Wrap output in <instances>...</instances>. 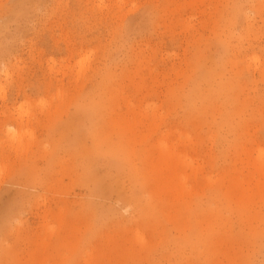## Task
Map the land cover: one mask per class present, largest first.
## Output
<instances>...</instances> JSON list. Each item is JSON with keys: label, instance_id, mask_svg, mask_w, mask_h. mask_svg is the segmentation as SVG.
Returning <instances> with one entry per match:
<instances>
[{"label": "rangeland", "instance_id": "rangeland-1", "mask_svg": "<svg viewBox=\"0 0 264 264\" xmlns=\"http://www.w3.org/2000/svg\"><path fill=\"white\" fill-rule=\"evenodd\" d=\"M0 264H264V0H0Z\"/></svg>", "mask_w": 264, "mask_h": 264}, {"label": "bare ground", "instance_id": "bare-ground-1", "mask_svg": "<svg viewBox=\"0 0 264 264\" xmlns=\"http://www.w3.org/2000/svg\"><path fill=\"white\" fill-rule=\"evenodd\" d=\"M14 136H17V133H13Z\"/></svg>", "mask_w": 264, "mask_h": 264}]
</instances>
